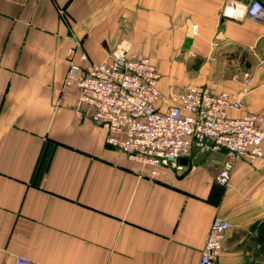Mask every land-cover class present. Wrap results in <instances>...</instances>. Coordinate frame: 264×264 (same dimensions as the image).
I'll return each instance as SVG.
<instances>
[{"label":"crops","instance_id":"obj_1","mask_svg":"<svg viewBox=\"0 0 264 264\" xmlns=\"http://www.w3.org/2000/svg\"><path fill=\"white\" fill-rule=\"evenodd\" d=\"M243 0H0V263L197 264L215 214L231 224L218 264H264V168L192 151L151 178L105 143L62 85L75 43L98 63L120 42L160 73L158 105L188 87L239 92L264 113V23ZM64 94V95H63Z\"/></svg>","mask_w":264,"mask_h":264},{"label":"built area","instance_id":"obj_2","mask_svg":"<svg viewBox=\"0 0 264 264\" xmlns=\"http://www.w3.org/2000/svg\"><path fill=\"white\" fill-rule=\"evenodd\" d=\"M243 7L248 18L264 23V0H243ZM66 58L63 93L72 88L79 103L93 110L92 121L105 129V143L138 163L146 176L157 177L165 166L180 167V158L192 151H224L214 177L222 188L229 185L231 172L242 159L258 161L264 168V113L228 115L241 109L253 81L251 72L231 77L242 85L239 92L188 87L176 103L162 110L156 65L148 56L132 52L127 42L118 43L98 63L88 59L80 43L68 49ZM230 226L215 214L197 264H218ZM11 264L42 263L18 254Z\"/></svg>","mask_w":264,"mask_h":264},{"label":"water","instance_id":"obj_3","mask_svg":"<svg viewBox=\"0 0 264 264\" xmlns=\"http://www.w3.org/2000/svg\"><path fill=\"white\" fill-rule=\"evenodd\" d=\"M181 163L185 164L187 162V158L186 157H182L179 160Z\"/></svg>","mask_w":264,"mask_h":264}]
</instances>
